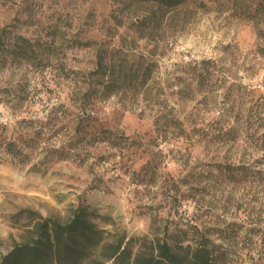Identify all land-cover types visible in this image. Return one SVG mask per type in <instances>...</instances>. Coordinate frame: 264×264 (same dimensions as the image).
Returning a JSON list of instances; mask_svg holds the SVG:
<instances>
[{
	"label": "rangeland",
	"instance_id": "374dc122",
	"mask_svg": "<svg viewBox=\"0 0 264 264\" xmlns=\"http://www.w3.org/2000/svg\"><path fill=\"white\" fill-rule=\"evenodd\" d=\"M194 1L148 37L113 21L114 0H0V27L35 47L7 64L0 51V264H28L45 219L80 209L87 226L50 224L38 264H167L164 239L193 264L203 234L222 264H264V186L217 170L260 155L218 133L264 94V23L233 0ZM100 51L105 75L92 74ZM125 56L148 79L108 95ZM20 138L22 156L8 152Z\"/></svg>",
	"mask_w": 264,
	"mask_h": 264
},
{
	"label": "trees",
	"instance_id": "16d2710c",
	"mask_svg": "<svg viewBox=\"0 0 264 264\" xmlns=\"http://www.w3.org/2000/svg\"><path fill=\"white\" fill-rule=\"evenodd\" d=\"M118 4L116 11H123L122 14L112 13V19L117 25H124L125 22L133 17V24L136 30L142 33V36L152 37L155 32L163 28L168 12L177 13L186 9L194 0H114ZM195 5V3H194ZM233 11L242 19L253 22L256 25L264 23V0H233ZM15 25L8 24L0 27V51L3 52L4 64L8 62H22V57L29 58L34 51V43L26 36L17 32ZM264 54V47L260 48ZM118 62L114 61L110 65L112 80L108 82L101 81L104 84V91L108 95L118 92L124 87L137 86L139 82L145 83L148 79V67L142 72V63H129L125 57H120ZM129 63V64H128ZM105 67L104 55L99 53L98 68L93 73L100 74ZM105 69L102 74L105 75ZM141 77V80H140ZM140 80V81H139ZM140 84V83H139ZM230 128L223 129L222 140L224 136L232 133L231 136L235 141L243 136V141L250 149L258 151L260 155H253L251 159L240 162L218 163L217 170L224 173L227 178L233 182H247L250 184H259L264 186V94L253 96L251 104L247 107L245 115L236 119ZM178 119L171 120L168 125L173 126L178 135L182 134L184 127ZM109 133L113 131L107 130ZM172 132V131H171ZM168 133V132H167ZM6 149L15 155L22 156V138L10 140L6 144ZM152 167V178H155L157 171L153 167V159L143 167ZM150 167V168H151ZM173 188L170 187L169 191ZM53 227L58 233L71 234L81 227H85L84 210L80 209L75 212V217L67 224H62L57 220L46 218L40 225L39 237L37 242L30 250V261L28 264H38L39 258L42 257L44 249L39 243H45L44 238L48 237L49 226ZM160 255L167 264H181L180 253L174 245L164 239L159 244ZM191 252V261L193 264H222L221 258L215 254V245L213 240L206 235H201L199 241L194 243ZM119 252L116 249L113 255ZM10 258L7 256L6 259Z\"/></svg>",
	"mask_w": 264,
	"mask_h": 264
}]
</instances>
